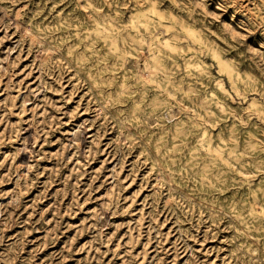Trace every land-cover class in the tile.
Listing matches in <instances>:
<instances>
[{
  "label": "rangeland",
  "instance_id": "374dc122",
  "mask_svg": "<svg viewBox=\"0 0 264 264\" xmlns=\"http://www.w3.org/2000/svg\"><path fill=\"white\" fill-rule=\"evenodd\" d=\"M0 264H264V0H0Z\"/></svg>",
  "mask_w": 264,
  "mask_h": 264
}]
</instances>
